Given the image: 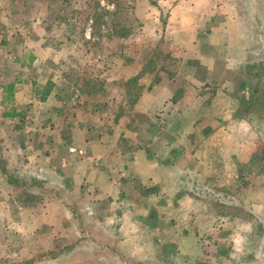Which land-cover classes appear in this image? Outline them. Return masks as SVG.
I'll return each instance as SVG.
<instances>
[{
    "label": "rangeland",
    "instance_id": "rangeland-1",
    "mask_svg": "<svg viewBox=\"0 0 264 264\" xmlns=\"http://www.w3.org/2000/svg\"><path fill=\"white\" fill-rule=\"evenodd\" d=\"M139 1L0 0L4 25L0 30L4 42L0 45V85L7 87V95L15 101L4 112L0 110V117L4 113L7 119L0 132V153L5 136L21 146L20 153H202V162L207 156L212 160L213 174H187L184 183L203 187L199 196H207L210 213L220 219L212 227L219 234L210 251L208 247L203 250L199 264H228L230 259L236 264L250 259L249 264H254V254L231 256V247L225 245L229 217L224 221L222 216L248 221L250 230L264 228L251 214L256 197L264 196V39L251 48L249 61L234 72L227 73L222 61L216 63L219 80L232 77L239 101L233 116L237 123L224 127L213 116L211 125L205 126L206 117L213 114L207 112L211 96L191 88L189 75L181 70L183 63L170 55L162 36L167 9L148 1L147 18H138ZM237 1V8L249 17L247 11L254 7V0ZM261 5L258 33L264 38L263 0ZM33 54L38 57L34 64ZM19 76L25 78L30 91L14 100L9 86ZM165 81L173 83L171 103L146 113L147 103L157 98L153 87ZM82 141L93 144L85 146ZM226 153L241 156L238 160L225 156L224 162ZM160 161L171 160L165 155ZM91 163L97 169L105 167L101 157ZM138 179L133 180L139 183ZM124 192L143 197L141 188ZM245 198L252 204H230ZM136 225V232L143 235L152 230L149 240L158 233L159 242L156 252L140 254L134 263L175 264V223L163 227L160 222L142 221Z\"/></svg>",
    "mask_w": 264,
    "mask_h": 264
},
{
    "label": "crops",
    "instance_id": "crops-1",
    "mask_svg": "<svg viewBox=\"0 0 264 264\" xmlns=\"http://www.w3.org/2000/svg\"><path fill=\"white\" fill-rule=\"evenodd\" d=\"M148 1L167 9L162 36L170 55L183 63L181 70L189 75L191 88L211 96L207 112L213 114L203 124L211 125L213 116L224 127L237 123L233 116L239 101L234 96L232 77L219 80L216 63L222 61L225 71L232 73L249 61L251 48L263 42L257 21L262 0H254L247 18L237 8V0H141L136 9L138 18H147ZM2 22L0 11V30ZM33 61L32 64L37 62L38 57ZM172 84H155L153 92L157 98L147 103L146 113L152 114L163 109L166 102L171 103ZM9 87L15 94L14 100L30 91L21 76L15 77ZM14 102L12 95H7V87L0 85V110L4 112ZM3 117L4 113L0 117V132L7 124ZM79 134L88 139L83 130ZM1 144L0 264H135L140 254L156 252L159 242L158 233L148 239L152 230L148 235L136 232V223L142 221L160 222L163 227L175 223V264H199L203 250L208 247L207 252L210 251L211 242L219 234L212 227L220 216L210 213L212 205L206 195L199 196L203 187L184 183L187 174H213L212 160L207 156L202 162V153H20L21 146L6 136ZM82 144L88 146L93 141ZM165 155L170 158L169 163L160 161ZM225 156L238 160L241 155L223 154L224 162ZM98 157L104 161L102 169L92 167V160ZM200 164L204 168L200 169ZM134 177L139 178V183ZM139 188L143 197L124 192H136ZM205 189L215 191L209 186ZM248 199L230 204L251 205ZM255 200V206L251 205L254 222L264 223V196ZM228 217L231 227L225 245L231 247V256L237 252L254 254V264H264V228L260 232L250 230L246 224L250 222L236 220L232 215L222 219L227 221ZM140 237L144 239L139 241ZM244 260L241 264H249L250 259ZM228 264L236 263L230 259Z\"/></svg>",
    "mask_w": 264,
    "mask_h": 264
},
{
    "label": "trees",
    "instance_id": "trees-1",
    "mask_svg": "<svg viewBox=\"0 0 264 264\" xmlns=\"http://www.w3.org/2000/svg\"><path fill=\"white\" fill-rule=\"evenodd\" d=\"M29 59H30V60H32V59H33V57L30 55V56H29ZM9 89L11 90V87H9Z\"/></svg>",
    "mask_w": 264,
    "mask_h": 264
}]
</instances>
